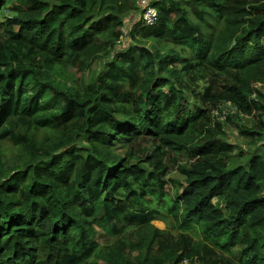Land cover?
Listing matches in <instances>:
<instances>
[{
  "label": "trees",
  "instance_id": "obj_1",
  "mask_svg": "<svg viewBox=\"0 0 264 264\" xmlns=\"http://www.w3.org/2000/svg\"><path fill=\"white\" fill-rule=\"evenodd\" d=\"M150 4L0 0V264H264V0Z\"/></svg>",
  "mask_w": 264,
  "mask_h": 264
},
{
  "label": "rangeland",
  "instance_id": "obj_2",
  "mask_svg": "<svg viewBox=\"0 0 264 264\" xmlns=\"http://www.w3.org/2000/svg\"><path fill=\"white\" fill-rule=\"evenodd\" d=\"M139 19V15H137V11L132 12L129 16L126 17V21L123 26V39L126 41V43L129 40L128 36V30L131 28V26L136 23ZM123 39H120L121 46L125 45V41ZM170 46V44H166L163 46V49H166ZM96 65H92V68H95ZM67 77L69 78V81H72L71 79L80 80L85 78L86 73L81 74V71H77L75 69L68 68L67 69ZM232 109H229V113ZM228 112V111H227ZM212 119L223 121L224 118L220 116V114L217 112V110H214L212 112ZM235 119V118H234ZM249 120H251L248 116L242 115L241 118L237 120L238 123H249ZM226 133L228 140L232 141L234 144H238L240 146L244 145V139L242 141H239L238 132L233 124H227L226 127ZM166 151V152H165ZM162 157L163 162L166 164L168 168V173L164 177L167 182L165 183V191H168L169 193L173 194L177 187V182L182 181V173L179 170L180 165H186V155L182 152H177L173 150H165ZM149 153H151L149 151ZM169 221H173L172 217L164 216L162 219L154 220L153 223L155 226H157L160 229H164L168 227ZM196 230H200L197 228ZM195 230V231H196ZM196 237H199L198 231L194 234Z\"/></svg>",
  "mask_w": 264,
  "mask_h": 264
},
{
  "label": "clouds",
  "instance_id": "obj_3",
  "mask_svg": "<svg viewBox=\"0 0 264 264\" xmlns=\"http://www.w3.org/2000/svg\"><path fill=\"white\" fill-rule=\"evenodd\" d=\"M150 1H151V0H137V9L131 11L130 13H128V14L124 17V19H123V20H124V23H125V21H126V17H127V16H129L132 12L137 11V15H139V19H138V21L142 22L143 25H147V26L153 25V24L155 23V21L157 20V17H158V9H157L155 6L151 5V4H150ZM147 7H151V8H154V9L156 10V18H155V21H154L153 24H147V23L144 21V19H143V14H144V12H145V10H146ZM123 26H124V24H123ZM123 26H122V34L120 35L119 40H120V39H123ZM132 26H133V25H132ZM132 26H131V28H132ZM131 28L128 30V36H129V33H130ZM119 40H118L117 43H116V49H117V50H118V49H122V48H124V47L127 46V45L129 44V42L131 41V40H130V36H129V40H128V42L126 43V41L123 39V40L125 41V45L121 46V45H119V44H120V41H119Z\"/></svg>",
  "mask_w": 264,
  "mask_h": 264
},
{
  "label": "built area",
  "instance_id": "obj_4",
  "mask_svg": "<svg viewBox=\"0 0 264 264\" xmlns=\"http://www.w3.org/2000/svg\"><path fill=\"white\" fill-rule=\"evenodd\" d=\"M156 18V10L151 7H147L144 14H143V19L147 24H153ZM221 113L217 110V112L222 116V118H225L227 114V110L224 106H221ZM176 264H200L197 262V259H191L188 260L187 258H184L181 262H177Z\"/></svg>",
  "mask_w": 264,
  "mask_h": 264
},
{
  "label": "crops",
  "instance_id": "obj_5",
  "mask_svg": "<svg viewBox=\"0 0 264 264\" xmlns=\"http://www.w3.org/2000/svg\"><path fill=\"white\" fill-rule=\"evenodd\" d=\"M223 106L226 108L227 111H228L229 109H233V108L230 106V103H229V102H226ZM231 112H233V110H231Z\"/></svg>",
  "mask_w": 264,
  "mask_h": 264
}]
</instances>
